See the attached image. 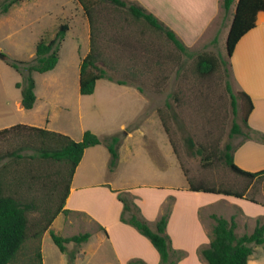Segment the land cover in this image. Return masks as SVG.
<instances>
[{
  "label": "rangeland",
  "instance_id": "1",
  "mask_svg": "<svg viewBox=\"0 0 264 264\" xmlns=\"http://www.w3.org/2000/svg\"><path fill=\"white\" fill-rule=\"evenodd\" d=\"M85 1L93 6L95 13V44L101 51L97 63L113 80L98 79L93 93H80L79 67L90 48L91 27L78 0H25L26 3L14 6L7 18L0 14V52L5 55V58L0 57V127L32 123L61 133L68 132L74 140H80L86 130L101 138L118 136L116 165L110 169L109 157L103 176L112 179L113 187H119L117 198L118 193L125 197V192H129L136 200L138 196L132 189L145 184L187 185L189 179L182 166L193 183L242 190L246 180L233 173L223 160L203 167L201 156L194 151L200 144L222 149L230 142L234 145V154L240 144L256 139L240 111L234 112L227 88L229 82L232 91L237 92L233 78L223 68L205 78L194 71L195 57L204 51L221 54L230 63L225 38L232 9L228 12L221 9L198 41L189 45L187 52H181L164 34L134 20L125 8L115 6L110 0ZM61 23H67L69 29L60 44L58 62L51 70L32 72L36 101L32 109H25L20 103L21 88L17 86L23 81V75L11 67L7 59L30 61L38 40L53 37ZM214 37H217L216 42H213ZM116 80L126 83L119 84ZM234 123L240 126L241 133L231 135ZM189 138L195 143L192 148ZM17 140L13 136L0 140V148H9ZM105 145L103 142L95 148L103 151ZM103 153L95 155V167L88 166L84 159L77 172L85 170V162L86 171L96 173L101 168ZM55 166L51 163L50 171ZM39 195H43V191ZM246 196L248 198L230 195L241 199V206L249 213L262 210V178L253 182ZM212 208L213 211L217 208L220 212L216 213L227 219L235 216L238 235L251 233L257 219H264V214L251 219L244 217L238 204L227 206L220 202ZM37 216L38 212L30 214V219ZM64 219L62 213L56 222ZM212 224L213 220L209 231ZM50 229L55 232L51 226ZM73 229L76 234L82 233L84 226L80 224ZM55 233L63 237V234ZM183 240L193 242L192 238L184 237ZM36 241L27 240L11 264H38L35 256L38 243L42 247L44 264H68V257L59 250L50 234H45L42 242ZM66 246L72 249L74 243H66ZM85 250L84 258L79 259V248L75 264H101L103 257H108L102 252L95 254L90 247ZM252 255L253 259H258L253 264H264L261 246H254Z\"/></svg>",
  "mask_w": 264,
  "mask_h": 264
},
{
  "label": "trees",
  "instance_id": "2",
  "mask_svg": "<svg viewBox=\"0 0 264 264\" xmlns=\"http://www.w3.org/2000/svg\"><path fill=\"white\" fill-rule=\"evenodd\" d=\"M19 1L21 0H0V14L6 13ZM78 1L91 27L90 48L81 59L79 68V90L81 94L88 95L93 93L98 79H113L97 63L101 51L95 44L94 8L85 0ZM110 2L117 7L125 8L134 20L143 22L146 26L164 34L179 51L187 52L188 45L177 33L138 2L133 0H110ZM221 6L225 12L233 6L232 18L225 38L226 56L230 58L238 40L254 28L259 17L264 15V0H221ZM68 29L67 23H61L53 37L48 39L41 37L30 61L7 59L8 64L23 75V81L17 83V86L21 88L20 103L23 108L31 109L36 101L35 80L32 72H45L55 67L59 59L61 41ZM216 41L217 37H214L213 42ZM220 68L233 78L229 59L221 54L204 51L195 57L194 71L201 78L212 76ZM116 82L126 83L123 80H116ZM227 88L231 94L234 112L240 111L245 125L248 126L247 118L253 108L250 96L241 89L234 93L229 82H227ZM138 89L141 91L142 88L138 87ZM160 118L167 132L162 116ZM239 133H241L240 126L234 123L231 135ZM9 136L18 140L9 148H0V264L14 262L25 242L29 239L39 241L47 229L59 250L68 257V264H75L74 261L79 256V248L88 241L90 232L62 237L52 231L50 226L60 212L69 213L68 209L63 208L64 202L75 168L85 149L104 142L110 152L109 166L112 170L118 158L119 137L109 135L101 138L92 131L86 130L80 140H74L67 134L25 123H16L0 129V140H6ZM169 139L177 155V149L171 138ZM189 143L191 148L194 147L195 143L191 138ZM233 150L234 145L227 142L222 149L216 146L207 148L200 144L194 151L201 156L203 167L211 166L216 160H223L233 173L246 180L242 190L207 186L200 182L193 183L181 164L189 179V188L248 198L246 191L253 182L259 178L264 181V168L256 171L242 169L234 161ZM51 163L56 164L52 171L49 169ZM41 191L43 195H39ZM125 193V197L118 193V199L122 203L120 220L130 224L148 238L159 253L158 264H179L186 255V251L173 248L166 231L173 197H170L163 205L154 227H151L135 202V196L129 192ZM249 199L253 200V198ZM35 212H38L37 218L30 219V214ZM211 218L213 224L209 232V244L197 249L206 264H247L254 246H261L264 249V219H257L251 233L238 235L235 232V216L227 219L221 215L211 214ZM69 242L74 243L72 249L66 246ZM35 256L38 264H42L39 243L35 247ZM127 264L147 263L139 258H132Z\"/></svg>",
  "mask_w": 264,
  "mask_h": 264
},
{
  "label": "crops",
  "instance_id": "3",
  "mask_svg": "<svg viewBox=\"0 0 264 264\" xmlns=\"http://www.w3.org/2000/svg\"><path fill=\"white\" fill-rule=\"evenodd\" d=\"M133 1L155 14L172 28L188 46L198 41L218 16L220 10L223 9L221 0ZM21 3L26 2L21 0L13 4L4 13L6 18L12 8ZM231 9L233 12V6ZM228 28L229 25L226 34ZM230 66L233 80L238 89L245 91L252 100L253 108L248 115L247 124L248 129L253 130L256 138L240 144L233 154L234 161L244 170H259V168H264V15L259 17L254 28L238 40L230 56ZM46 122L48 124L47 119ZM29 124L32 125V123ZM6 127L9 126L4 125L0 129ZM64 134L69 133L65 132ZM98 151L95 146L85 149L75 168L69 192L65 198L63 208L68 209L69 213H63L65 219L56 222L59 215L62 214L60 212L53 220L51 228L55 232L63 234V237L76 234L73 227L80 224L84 226L82 232H90V238L80 247L79 259L84 258L85 249L90 247L95 254L102 252L108 256L103 257L101 264H127L132 258H139L147 264H158L159 253L148 238L130 224L120 220L122 203L116 197V190L119 187L112 186L111 178L103 177L110 152L106 145L103 151ZM101 152H104L101 168L96 173L87 172L88 167L85 162L83 167L85 170L77 172L78 167L85 160L89 164L88 166L95 167V155ZM132 190L138 196L135 201L151 227H154L163 205L170 197H173L166 231L170 236L172 247L186 251V255L179 261V264H206L197 249L209 244L210 231L208 227L211 225V214L219 215L216 212L220 211L217 208V211H213L212 205L220 202L227 206H237L238 204L242 215L249 219L264 214V207L261 211L249 213L241 206L239 202L241 199L237 200V198H231L230 195L221 193L192 190L188 183L181 186L145 184L134 187ZM72 229L73 231H71ZM47 233L50 234L49 230L44 231L40 240L36 242H42ZM184 237L192 238L193 242H185ZM40 251L42 264H44L42 247H40ZM252 256L248 259L247 264H253L258 260L253 259Z\"/></svg>",
  "mask_w": 264,
  "mask_h": 264
},
{
  "label": "water",
  "instance_id": "4",
  "mask_svg": "<svg viewBox=\"0 0 264 264\" xmlns=\"http://www.w3.org/2000/svg\"><path fill=\"white\" fill-rule=\"evenodd\" d=\"M0 57L5 58V55L0 52Z\"/></svg>",
  "mask_w": 264,
  "mask_h": 264
}]
</instances>
